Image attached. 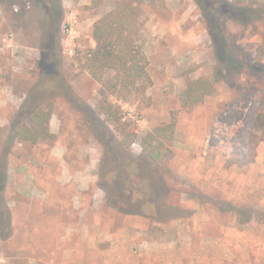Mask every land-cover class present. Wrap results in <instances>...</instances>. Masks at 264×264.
Returning a JSON list of instances; mask_svg holds the SVG:
<instances>
[{
    "label": "rangeland",
    "instance_id": "374dc122",
    "mask_svg": "<svg viewBox=\"0 0 264 264\" xmlns=\"http://www.w3.org/2000/svg\"><path fill=\"white\" fill-rule=\"evenodd\" d=\"M115 1L57 0L52 13L47 0H0V264H264V0L251 14L224 0H143L151 84L139 97L108 91L81 64ZM52 73L51 137L11 138L21 112L50 97L38 85ZM186 77L211 79L213 93L182 107ZM105 99L134 133L132 158L149 130L176 120L158 172L180 210L149 216L101 188L104 140L120 138L98 112Z\"/></svg>",
    "mask_w": 264,
    "mask_h": 264
},
{
    "label": "trees",
    "instance_id": "16d2710c",
    "mask_svg": "<svg viewBox=\"0 0 264 264\" xmlns=\"http://www.w3.org/2000/svg\"><path fill=\"white\" fill-rule=\"evenodd\" d=\"M153 1L164 3V0ZM214 1L218 6V0ZM259 3L260 0H230V2L224 0L220 8L227 11L238 9L240 12L243 8L249 10L251 14L253 7ZM142 4L143 0H116L111 9L97 18L92 27L94 46L85 53L81 63L82 68L103 88L123 96L139 97L151 84L147 72L148 61L142 49L137 26ZM201 4L204 6L203 2ZM207 5L208 3L205 4ZM217 10L219 11V8ZM217 28L221 32L224 25L218 24ZM220 32L214 35L221 42ZM48 35L50 36V33ZM49 40L52 41L51 38ZM221 43L220 51L227 52L224 50L226 49L224 42ZM53 70L54 74L58 73L56 67ZM108 72L111 74L106 76ZM54 74L46 78L47 81H43L42 85H38L50 94V97L31 111L21 112L24 119L14 126L10 133L11 138L21 142L36 143L51 137L48 122L52 116L51 92L54 87L49 85L58 82ZM213 91L214 84L211 79L186 77L184 89L179 97L181 106L184 108L196 106ZM98 112L120 136L119 140L113 138L114 136L104 140L105 154L100 163L99 185L114 202L121 196V199L127 200L134 206V211L138 210L149 216L161 215V209L169 207L170 204L165 200L170 187L158 171L170 153L167 145L174 139L176 120L171 119L149 130L142 138L143 154L138 158H132L128 155L127 149L133 141L134 133L129 130L128 123L121 119L120 109L105 99L98 105ZM108 153L111 155L108 156ZM197 197L195 196L198 202H203L201 196ZM170 205L174 211L181 209L178 204ZM232 208L241 211L239 207ZM174 218L177 216H169V220ZM159 221H165V218H160Z\"/></svg>",
    "mask_w": 264,
    "mask_h": 264
},
{
    "label": "flooded vegetation",
    "instance_id": "af4514ba",
    "mask_svg": "<svg viewBox=\"0 0 264 264\" xmlns=\"http://www.w3.org/2000/svg\"><path fill=\"white\" fill-rule=\"evenodd\" d=\"M47 1H49V4H52L50 7H49V6L47 7L48 12H49L51 9L54 10V12H52V13L57 12V5H56V1H57V0H47ZM52 13H51V14H52ZM52 15H53V14H52ZM50 16H51V15H50Z\"/></svg>",
    "mask_w": 264,
    "mask_h": 264
},
{
    "label": "crops",
    "instance_id": "0c3cea01",
    "mask_svg": "<svg viewBox=\"0 0 264 264\" xmlns=\"http://www.w3.org/2000/svg\"><path fill=\"white\" fill-rule=\"evenodd\" d=\"M240 244H241V242H240ZM242 244H244V243H242Z\"/></svg>",
    "mask_w": 264,
    "mask_h": 264
}]
</instances>
